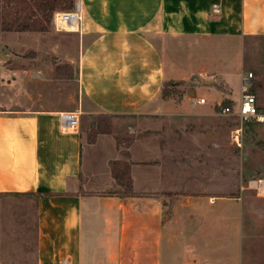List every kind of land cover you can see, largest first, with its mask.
<instances>
[{
	"label": "crops",
	"instance_id": "1",
	"mask_svg": "<svg viewBox=\"0 0 264 264\" xmlns=\"http://www.w3.org/2000/svg\"><path fill=\"white\" fill-rule=\"evenodd\" d=\"M79 2L70 33L79 108L133 123L138 147L158 135L141 125L161 119L153 114L161 81L176 72L165 70L176 48L264 35V0ZM65 112L45 100L0 101V264H244L239 199L175 196L174 170L146 158L130 161L133 190L169 193L121 196L111 162L127 160L118 150L125 147L109 131L84 142L79 127L65 128Z\"/></svg>",
	"mask_w": 264,
	"mask_h": 264
},
{
	"label": "rangeland",
	"instance_id": "2",
	"mask_svg": "<svg viewBox=\"0 0 264 264\" xmlns=\"http://www.w3.org/2000/svg\"><path fill=\"white\" fill-rule=\"evenodd\" d=\"M56 11L69 10H54L46 30H4L1 22L8 19L9 13L0 0V101L33 106L45 100L64 110L78 111V127L84 132V142L93 140L99 132L109 131L116 138V148L125 147L118 149L120 156L125 154L127 159L120 161L124 168L139 158L165 169L172 168L174 188H178L173 193L175 196L188 190L207 198L239 199L242 262L264 264V197L257 196L252 187V180L264 178V120L243 127L241 146H237L231 139L236 119L219 113L216 106L231 100L236 110L240 75L252 71L250 90L264 113V35L245 36L239 45L229 38L215 41L202 38L191 46V52L186 47L176 48L172 55L175 66L165 62V70L176 72L160 83L161 91L164 81H173L177 83L175 90L166 98L159 91V113L153 115L161 119L145 120L141 125L158 128V135L143 136L144 145L138 147L135 130L129 128L135 126L133 123L111 124L107 123L106 118L110 116L106 114L80 110L76 65L70 61L77 54V37L70 34L67 26L62 31L54 29L52 16ZM22 17L21 13L19 19ZM63 63L73 65L66 67L65 75L54 66ZM199 97H205L207 102L196 104L195 99ZM151 144L158 147L157 154L153 153ZM141 148L150 153L140 156ZM161 192L142 191L146 195L169 193ZM223 208L225 212L230 211L228 204Z\"/></svg>",
	"mask_w": 264,
	"mask_h": 264
},
{
	"label": "trees",
	"instance_id": "3",
	"mask_svg": "<svg viewBox=\"0 0 264 264\" xmlns=\"http://www.w3.org/2000/svg\"><path fill=\"white\" fill-rule=\"evenodd\" d=\"M74 0H3L4 7H6L9 17L1 22L4 30H46L48 28L47 23L54 10H70L73 7ZM22 13V19H19ZM55 70L57 72L62 71L66 74V67H71L68 63L55 64ZM179 83L181 81H178ZM177 83L173 81H164L161 87V97L166 98L171 95V92L175 90L174 86ZM231 100L221 101L216 104L218 110L220 107L229 105L231 106ZM258 110L261 111L260 107ZM262 112V111H261ZM254 123H260L258 121L248 122L244 124V127L252 126ZM112 174L116 182L120 186V190L117 192L121 196H139L146 195V193L135 192L132 187L129 170L117 161L111 162ZM156 195V194H150Z\"/></svg>",
	"mask_w": 264,
	"mask_h": 264
},
{
	"label": "built area",
	"instance_id": "4",
	"mask_svg": "<svg viewBox=\"0 0 264 264\" xmlns=\"http://www.w3.org/2000/svg\"><path fill=\"white\" fill-rule=\"evenodd\" d=\"M81 6L79 0H76L72 9L69 11H56L52 16L53 27L56 31H62L68 24L79 23L80 21ZM254 78L253 72H245L240 75V97L238 102V108L235 110L233 105H226L220 107L219 113L231 116L236 119L237 124L231 130V139L237 146H241V137L243 127L245 123L264 120V113L258 110L257 99L253 92L250 90V84ZM206 98L199 97L195 99V103L198 105L205 104ZM220 103V102H219ZM217 103V104H219ZM79 112L68 111L61 115V119L66 122L65 128L75 130L79 126ZM252 187L255 190L257 196H264V178H256L252 180Z\"/></svg>",
	"mask_w": 264,
	"mask_h": 264
},
{
	"label": "bare ground",
	"instance_id": "5",
	"mask_svg": "<svg viewBox=\"0 0 264 264\" xmlns=\"http://www.w3.org/2000/svg\"><path fill=\"white\" fill-rule=\"evenodd\" d=\"M79 26L77 23H71V24H68L67 25V30L69 31H75V30H78Z\"/></svg>",
	"mask_w": 264,
	"mask_h": 264
}]
</instances>
